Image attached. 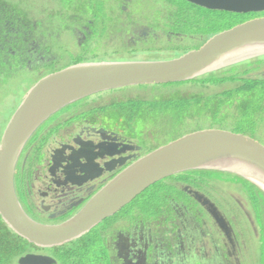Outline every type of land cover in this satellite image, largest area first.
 <instances>
[{
    "label": "flooded vegetation",
    "instance_id": "1",
    "mask_svg": "<svg viewBox=\"0 0 264 264\" xmlns=\"http://www.w3.org/2000/svg\"><path fill=\"white\" fill-rule=\"evenodd\" d=\"M136 1L114 0L115 12L107 14V20H101L105 17L99 8L103 0H83L78 9L62 10V18L72 22L67 30L69 40L63 43L61 32L52 34L49 29L40 30L39 35L34 31L23 34L26 56L22 59L18 52L13 53V64L22 69L17 75L27 70L24 73L31 72L39 81L82 63L172 60L180 54L172 48L178 43L194 40V47L199 48L208 41L178 32L175 26L185 23L178 15L186 11L177 9L176 0H166L153 12L147 9L148 13L133 12ZM138 1L144 4L141 7L158 4V0ZM203 9L211 11L216 20L235 23L241 18L235 26L264 18V12ZM157 10L160 12L154 16ZM55 44L61 54L54 51ZM65 57H69L68 62L63 61ZM153 85L161 84L145 86ZM129 87L134 86L95 93L66 106L29 138L18 160L14 183L20 204L34 221L47 226L69 222L133 163L185 135L221 130L206 125L210 113L197 102L200 96L180 91L134 96L123 92ZM132 101H137L139 109L119 108ZM202 113L207 120L203 127L180 130L198 121ZM167 130L171 138L159 142ZM152 186L73 241L41 247L24 240L26 252L12 264H19L26 255L40 257L43 262L39 264H91L78 247L73 248L91 233L97 239V264H264V254L259 257V249L264 252V193L254 185L226 173L190 171ZM139 197L143 205L148 203L150 212L127 215V206Z\"/></svg>",
    "mask_w": 264,
    "mask_h": 264
},
{
    "label": "water",
    "instance_id": "2",
    "mask_svg": "<svg viewBox=\"0 0 264 264\" xmlns=\"http://www.w3.org/2000/svg\"><path fill=\"white\" fill-rule=\"evenodd\" d=\"M226 12H264V0H186ZM264 57V18L250 20L211 37L201 48L166 61L82 63L40 79L27 92L0 141V217L18 236L41 247L61 246L112 217L152 185L190 171L238 176L264 193V145L243 134L210 129L185 135L133 163L102 188L83 211L59 226L34 221L15 191L22 150L50 116L89 95L112 89L180 83ZM26 255L19 264H39Z\"/></svg>",
    "mask_w": 264,
    "mask_h": 264
},
{
    "label": "rangeland",
    "instance_id": "3",
    "mask_svg": "<svg viewBox=\"0 0 264 264\" xmlns=\"http://www.w3.org/2000/svg\"><path fill=\"white\" fill-rule=\"evenodd\" d=\"M9 1L11 2V4L25 13V17L30 19L34 23L33 27L36 26L37 21L40 23L36 28L41 27L42 29H45L44 31H46V29H49L52 34L61 32L62 43L69 40L67 30H69V27L72 23L66 22L62 18V10H68L69 8L71 10H73L74 8L78 9V7L82 6L83 4V0ZM103 1L105 2H103L99 8L100 11L105 14V17H102L101 20H107V14L110 15V12H115V9L113 8L114 0ZM165 1L166 0H158V4L156 1L152 4H149L148 7H141L140 5L144 4L137 0L134 5L133 12L148 13L147 9L149 12H153V10L159 8V6H162V3H165ZM88 4L89 3L85 5ZM175 5L179 11H186L178 15L179 18L182 17L185 20V23L181 27L175 26V28L179 30L178 32L183 33L184 35L200 36L205 33L208 34L209 29H221L226 27L228 23H232L225 18L226 22L219 20L203 25L208 19V16L214 15L213 13H209L204 9L199 10L197 8H191L186 2L182 0H176ZM159 12L160 10H157L153 13V15L155 16ZM157 18H154V20ZM150 19H153V16H151ZM42 29L40 30L42 31ZM161 44L167 45L166 43ZM196 44L197 43H195L194 40H184L183 42L178 43L179 46L177 48L172 47L173 49H176L178 50V52H180V54L178 53V56L174 58H178L179 56L186 54L187 51L189 52L196 49V46L194 47V45ZM53 47L55 52L61 54L60 47L57 44H55ZM84 56L85 54H83L82 56L80 55L79 57ZM68 58L69 57H65V60L63 61L68 62ZM24 72L28 71L24 70L20 75H17L14 78H8L5 82V85L0 88V136L1 132L3 134L9 120L26 96L27 92L38 81L36 77L30 74L31 72ZM12 76H14V74H12ZM262 76L264 77V57L254 64L249 63L234 65L227 69L186 82L168 83L153 86H134L129 87V89L124 90L123 92H131L134 96H139L142 93H153V95L156 96L157 94L161 95L166 93H176L180 91L183 94L192 93L195 96H200L197 97L199 99L197 102L206 106V108L208 109V113H210L209 124L207 123V120L205 121V114L202 113L201 118L198 121H191L188 125L180 128V130L183 131L185 129H191L193 127H203V124L207 123L206 125H209V127H218L219 129L225 131H234L240 133L249 132L256 138L257 141L264 145V101L261 100L262 95L264 96V92L262 91V87H260V85L256 86V97L239 99L238 97H236V95L231 96L226 94V96H223V94L225 93L224 91L233 89L236 87V85L238 86V84H241V81H239V79H258ZM236 77L239 78L237 82L235 81ZM114 93L115 91L112 94ZM136 102L137 101H132L129 104H122L121 106H119V108L124 110L127 108H130L131 110L139 109V104L137 105ZM171 134V131L167 130L159 140V142L162 143L167 138L170 139ZM155 186H152L151 189ZM140 199L141 197H139L131 205L127 206V215H130V213L136 214L137 212H140L142 210L147 213L150 212L148 203L145 202L143 205V201ZM95 240L97 239L94 233H91L85 236L82 240L76 242L78 244H75L73 247L74 249L78 247L80 249L79 252L91 264L92 262L97 264L95 260V258L97 257V254L95 252ZM262 245H264V240L262 241ZM262 254H264V252H261V250L259 249V257Z\"/></svg>",
    "mask_w": 264,
    "mask_h": 264
},
{
    "label": "trees",
    "instance_id": "4",
    "mask_svg": "<svg viewBox=\"0 0 264 264\" xmlns=\"http://www.w3.org/2000/svg\"><path fill=\"white\" fill-rule=\"evenodd\" d=\"M187 4L190 7L197 8L199 10L203 9L191 5L189 3ZM208 12L212 13L211 11ZM231 17L234 16L231 15ZM219 19L225 22L224 19L222 18ZM240 19H238L233 24L228 23L226 27L221 29H217V30L209 29L208 34L205 33L200 36H202L204 41L209 40L214 35L224 30H229L233 28L236 24L241 23ZM214 21H219V20H216L215 16H208V19L205 21V24L203 25H206L207 23ZM39 23L40 22L36 21V26L33 27L34 23L30 19L25 17V13L22 10H19L16 6L11 4L9 0H0V88H2L5 85V82L8 78L10 77L14 78L22 70V69H17V67L13 64V60L15 59L13 53L18 52L17 56L24 59V57L26 56L24 51L27 50V44L22 39V36L23 34L25 35L26 33L32 31H34L36 35L41 34L40 29L42 28L41 27L36 28L37 25H39ZM16 33L19 35H17ZM199 48H197L196 46V49L194 50H197ZM258 60L260 59H256L250 62H245L243 64H249V63L254 64ZM12 74H14V76H12ZM238 79L239 78L236 77L235 81L237 82ZM239 81H241V84H238V86L236 85V87L233 89L224 91L225 93L223 94V96H226V94L231 96L236 95V97H238L239 99L256 97L255 92H256V86L258 85L262 87V91L264 92V79L262 78L239 79ZM261 100L264 101L263 95ZM244 134L254 137L250 133H244ZM1 136H2V132H1ZM1 136H0V141H1ZM24 240L25 239L15 234L0 217V262L2 264H12L17 257L21 256L26 252L25 246L27 243Z\"/></svg>",
    "mask_w": 264,
    "mask_h": 264
}]
</instances>
